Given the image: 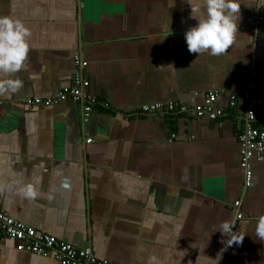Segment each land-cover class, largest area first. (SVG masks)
I'll return each mask as SVG.
<instances>
[{"label":"crops","instance_id":"0c3cea01","mask_svg":"<svg viewBox=\"0 0 264 264\" xmlns=\"http://www.w3.org/2000/svg\"><path fill=\"white\" fill-rule=\"evenodd\" d=\"M264 0H241L239 30L220 55L190 54L196 24L187 0H0V16L30 30L14 74L23 86L0 95V205L15 219L112 264H264L257 218L264 215V162L245 186L240 137L251 90L264 100ZM96 106L85 120L73 100L51 106L80 67ZM218 91L211 120L144 104L199 105ZM92 138L87 142V138ZM31 189V195L25 194ZM240 201L236 207L235 202ZM238 212L242 217H238ZM235 222L242 244L219 231ZM0 264H60L22 252L0 232Z\"/></svg>","mask_w":264,"mask_h":264},{"label":"built area","instance_id":"2783aa9c","mask_svg":"<svg viewBox=\"0 0 264 264\" xmlns=\"http://www.w3.org/2000/svg\"><path fill=\"white\" fill-rule=\"evenodd\" d=\"M74 61L80 70L74 76L73 85L65 86L54 98L29 100L28 104L40 103L51 106L70 99L82 104L85 120L96 106L109 107L108 103L100 102L95 95L86 92L90 81L83 76V69L88 63L83 60L80 53L74 55ZM218 96V91H209L204 95L203 103L192 107L179 104L174 100L144 104L138 108L137 114L179 113L196 118L209 117L211 120H217L227 115L225 110L215 109L213 106ZM239 98L244 101L246 107L245 125L240 137V144L241 166L245 172V186L248 187L252 184L253 179L251 161L264 162V100L255 96L251 90L242 92L241 96L233 93L229 98L231 108L236 107ZM91 141L92 138L88 137L87 142ZM240 203V201H236L235 206H240ZM237 216L242 217V213L238 212ZM0 232L5 238H10L16 242L17 250L51 257L60 264H112L107 260L97 258L90 247L79 248L67 240L38 231L24 221L15 219L1 205Z\"/></svg>","mask_w":264,"mask_h":264},{"label":"clouds","instance_id":"9594fccd","mask_svg":"<svg viewBox=\"0 0 264 264\" xmlns=\"http://www.w3.org/2000/svg\"><path fill=\"white\" fill-rule=\"evenodd\" d=\"M187 4L189 18L196 21L184 33L188 52L198 55L208 51L211 55H220L228 50L239 30L241 0H187ZM30 35L29 28L19 19L0 16V95H11L23 86L14 74L25 66L31 47ZM25 194L33 193L28 189ZM234 226V221L225 220L213 231L227 237L226 241L221 240L225 249L243 242L245 234H237ZM255 234L264 242V215L257 218Z\"/></svg>","mask_w":264,"mask_h":264}]
</instances>
